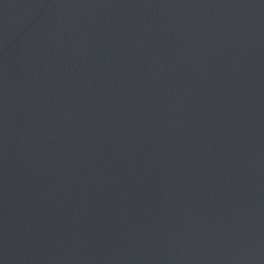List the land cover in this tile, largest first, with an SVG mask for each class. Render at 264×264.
Masks as SVG:
<instances>
[{"label": "water", "instance_id": "water-1", "mask_svg": "<svg viewBox=\"0 0 264 264\" xmlns=\"http://www.w3.org/2000/svg\"><path fill=\"white\" fill-rule=\"evenodd\" d=\"M0 264H264V0H0Z\"/></svg>", "mask_w": 264, "mask_h": 264}]
</instances>
